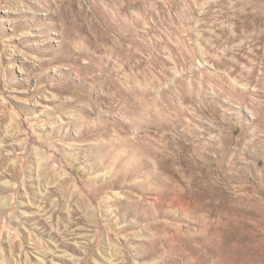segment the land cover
Segmentation results:
<instances>
[{
    "label": "rangeland",
    "instance_id": "374dc122",
    "mask_svg": "<svg viewBox=\"0 0 264 264\" xmlns=\"http://www.w3.org/2000/svg\"><path fill=\"white\" fill-rule=\"evenodd\" d=\"M0 264H264V0H0Z\"/></svg>",
    "mask_w": 264,
    "mask_h": 264
}]
</instances>
